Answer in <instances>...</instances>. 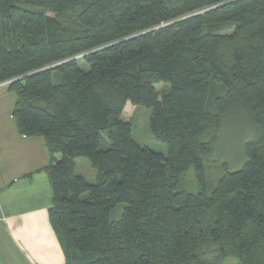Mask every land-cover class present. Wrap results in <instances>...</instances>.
<instances>
[{
    "label": "trees",
    "instance_id": "obj_1",
    "mask_svg": "<svg viewBox=\"0 0 264 264\" xmlns=\"http://www.w3.org/2000/svg\"><path fill=\"white\" fill-rule=\"evenodd\" d=\"M3 88L46 142L66 264H264V0H0ZM128 103L167 155L134 139Z\"/></svg>",
    "mask_w": 264,
    "mask_h": 264
},
{
    "label": "crops",
    "instance_id": "obj_2",
    "mask_svg": "<svg viewBox=\"0 0 264 264\" xmlns=\"http://www.w3.org/2000/svg\"><path fill=\"white\" fill-rule=\"evenodd\" d=\"M0 96L7 95V89ZM11 94V93H9ZM0 102V264H66L49 211L53 191L41 137L19 132Z\"/></svg>",
    "mask_w": 264,
    "mask_h": 264
},
{
    "label": "rangeland",
    "instance_id": "obj_3",
    "mask_svg": "<svg viewBox=\"0 0 264 264\" xmlns=\"http://www.w3.org/2000/svg\"><path fill=\"white\" fill-rule=\"evenodd\" d=\"M48 14L51 16H55L54 11L50 9ZM61 18L66 21H72V18H74V12L67 11L64 15L61 16ZM156 89L161 94H164L168 90H170V85L165 83H158L156 84ZM4 92H5L4 88L0 89V94H3ZM0 102H4L3 105L5 107V114L10 115L14 110L16 96L14 94H9V92H7V95L0 96ZM150 117H151V110L147 108L138 107L130 103H128L125 106L123 119L132 125L134 139L139 144L148 147L152 151L167 155V146L165 144L159 143L158 141L154 140L150 133V129H149ZM237 132L238 131L234 129L232 125H229L227 127V130L224 132V136L225 138H227L229 143L225 144V148L228 149L229 157L231 158V160L235 161L238 159V162H241V158H240L241 148L236 140ZM76 162H77L78 173L84 175L89 183H94L98 175L97 171L92 168V166L86 159H77ZM213 170L214 168L210 169L211 174L213 173ZM182 185L184 188L189 190L196 191L198 189L195 173L193 170H190L189 172L183 175ZM124 207L125 205L118 206L117 210L114 211L112 214V219L115 220L118 219L119 216L122 214ZM232 262L233 261H231L229 264H231Z\"/></svg>",
    "mask_w": 264,
    "mask_h": 264
}]
</instances>
